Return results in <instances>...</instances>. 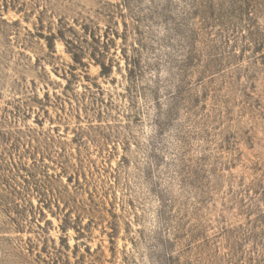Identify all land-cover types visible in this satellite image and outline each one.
<instances>
[{
  "label": "rangeland",
  "instance_id": "rangeland-1",
  "mask_svg": "<svg viewBox=\"0 0 264 264\" xmlns=\"http://www.w3.org/2000/svg\"><path fill=\"white\" fill-rule=\"evenodd\" d=\"M0 264H264V0H0Z\"/></svg>",
  "mask_w": 264,
  "mask_h": 264
},
{
  "label": "trees",
  "instance_id": "trees-1",
  "mask_svg": "<svg viewBox=\"0 0 264 264\" xmlns=\"http://www.w3.org/2000/svg\"><path fill=\"white\" fill-rule=\"evenodd\" d=\"M101 67H102V72H104V71H105V68H106V66H105V65H101Z\"/></svg>",
  "mask_w": 264,
  "mask_h": 264
}]
</instances>
